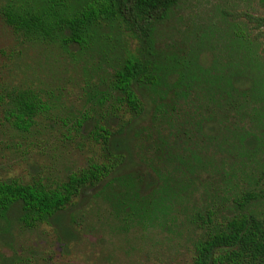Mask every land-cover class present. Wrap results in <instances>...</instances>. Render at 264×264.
I'll return each mask as SVG.
<instances>
[{"label": "trees", "instance_id": "16d2710c", "mask_svg": "<svg viewBox=\"0 0 264 264\" xmlns=\"http://www.w3.org/2000/svg\"><path fill=\"white\" fill-rule=\"evenodd\" d=\"M258 1L264 9V0ZM181 2L17 0L4 10L16 33L82 60L89 102L111 109L101 120L86 114L71 119L77 131L101 146L100 161L53 190L0 181L2 240L12 241L16 228L47 226L61 242H75L73 212L92 200L109 205L128 223L153 224L195 193L200 202L212 198L221 183L238 177L245 160L264 153L258 55L259 48L264 54V16L246 15L253 33L246 24L243 32L229 27L219 39L217 29L202 28L189 47L162 49L181 56H162L159 29ZM218 40L228 49L223 61L208 56ZM35 101H18L20 129L29 130L39 109L46 110ZM150 116L157 128L171 131L138 132ZM261 197L244 192L228 216L200 213L192 264H264V217L250 208Z\"/></svg>", "mask_w": 264, "mask_h": 264}, {"label": "rangeland", "instance_id": "374dc122", "mask_svg": "<svg viewBox=\"0 0 264 264\" xmlns=\"http://www.w3.org/2000/svg\"><path fill=\"white\" fill-rule=\"evenodd\" d=\"M16 1L0 0V181L40 184L53 190L102 157L101 146L77 131L71 119L86 114L101 120L110 114L111 104L89 102L82 60H74L53 45L30 41L6 24L4 10ZM246 15L264 16L258 0H182L171 20L159 29V49L187 48L202 28L217 29L219 39L229 27L243 32ZM247 26L253 33L252 25ZM218 41L208 56L223 61L229 58L228 49L223 40ZM159 52L162 56L181 54ZM258 55L264 77L260 48ZM22 98H35L46 107L39 109L29 130L17 125V103ZM147 121L137 126L138 132L171 131L153 125L152 116ZM258 153L241 164L233 182L221 183L212 198L200 202V192L195 193L153 224L128 223L109 205L92 200L73 212L72 227L79 235L75 242H61L47 226L32 231L16 228L12 241L0 236V264H192L201 234L200 213L228 216L244 192L264 196V153ZM250 208L264 217V198Z\"/></svg>", "mask_w": 264, "mask_h": 264}]
</instances>
